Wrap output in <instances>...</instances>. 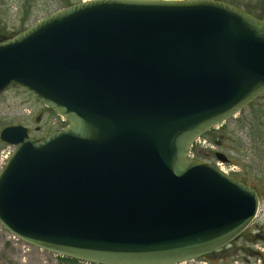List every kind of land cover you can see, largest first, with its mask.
Returning <instances> with one entry per match:
<instances>
[{"label": "water", "instance_id": "1", "mask_svg": "<svg viewBox=\"0 0 264 264\" xmlns=\"http://www.w3.org/2000/svg\"><path fill=\"white\" fill-rule=\"evenodd\" d=\"M66 125L0 130V224L85 264H181L228 245L259 195L193 143L264 94V15L223 0H87L0 41V93ZM217 159L227 156L216 152Z\"/></svg>", "mask_w": 264, "mask_h": 264}, {"label": "rangeland", "instance_id": "2", "mask_svg": "<svg viewBox=\"0 0 264 264\" xmlns=\"http://www.w3.org/2000/svg\"><path fill=\"white\" fill-rule=\"evenodd\" d=\"M79 0H0V39L9 38L40 18ZM254 15L264 14V0H223ZM23 125L30 137L41 138L63 128L62 117L19 88L13 87L0 93V130L9 125ZM205 143H197L191 151L194 158L216 163L215 152L227 156L221 165L229 174L251 184L258 192L259 207L253 221L246 230H259L264 234V94L259 96L238 114L207 131ZM202 141V140H201ZM13 146L0 140V168ZM245 236L225 250L201 258L207 264H263L264 244L247 243ZM243 244L244 248L240 249ZM239 247V249L237 247ZM256 246L260 247L257 248ZM262 252L258 256L248 250ZM188 261L181 264H199ZM0 264H84L63 259L51 252L32 246L16 237L0 224Z\"/></svg>", "mask_w": 264, "mask_h": 264}, {"label": "flooded vegetation", "instance_id": "3", "mask_svg": "<svg viewBox=\"0 0 264 264\" xmlns=\"http://www.w3.org/2000/svg\"><path fill=\"white\" fill-rule=\"evenodd\" d=\"M228 159V158H227ZM257 191V190H256ZM258 193V192H257ZM249 229V226L242 232L240 233L237 237H235L232 241H230V243L224 247H222L221 249L215 251V252H220L222 250H225L227 247L239 242V241H242L243 238H244V234L246 233V230ZM247 241V243H254L256 244L257 242H261L264 244V234H262L259 230H256L254 232H250V235H249V239L248 240H245ZM237 247V246H236ZM257 248H260L258 246H256ZM261 251L264 250V249H260ZM251 252L256 255V256H260V255H263L262 252L258 251V250H251ZM258 261H260V257L258 258Z\"/></svg>", "mask_w": 264, "mask_h": 264}, {"label": "trees", "instance_id": "4", "mask_svg": "<svg viewBox=\"0 0 264 264\" xmlns=\"http://www.w3.org/2000/svg\"><path fill=\"white\" fill-rule=\"evenodd\" d=\"M246 10L249 11V12H251V11L248 10V9H246ZM257 16H258V17H261L260 15H257ZM7 38H8V37H7ZM4 39H6V38H1L0 41H1V40H4ZM241 180H242V179H241ZM245 182H246V181H245ZM245 234H246V233H245ZM245 234H244V236H245V238H246L245 240H248V239H249V236H247V235H245ZM237 248L239 249V247H237ZM243 248H244V246H243V244H242V245L240 246V249H243ZM246 249L248 250V248H246ZM247 252H250V253H251L250 250H248ZM211 254H212V253H211ZM63 259H66V260H70V261H74V262H76L75 260H72V259H69V258H64V257H63ZM263 264H264V263H263Z\"/></svg>", "mask_w": 264, "mask_h": 264}, {"label": "built area", "instance_id": "5", "mask_svg": "<svg viewBox=\"0 0 264 264\" xmlns=\"http://www.w3.org/2000/svg\"><path fill=\"white\" fill-rule=\"evenodd\" d=\"M198 142H203V144L205 143V141L204 140H198ZM219 165L221 166L222 164L221 163H219ZM223 168V167H222ZM224 169V168H223ZM225 171H228V170H232V166H230L229 168H228V170L227 169H224ZM200 264H207L206 262H201Z\"/></svg>", "mask_w": 264, "mask_h": 264}]
</instances>
